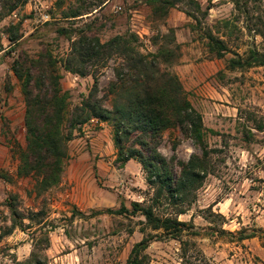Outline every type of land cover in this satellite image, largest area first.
<instances>
[{"label":"rangeland","instance_id":"1","mask_svg":"<svg viewBox=\"0 0 264 264\" xmlns=\"http://www.w3.org/2000/svg\"><path fill=\"white\" fill-rule=\"evenodd\" d=\"M14 2L0 0V264H29L27 260L33 252L31 264L36 257L45 264H125L134 244L145 236L150 238L146 250L150 264H182L180 240L151 229L145 216L133 211L134 202L144 207L154 205L160 216L188 218L177 214L180 209L186 211L184 215L193 213L200 222L194 224L200 235L192 239L202 250L203 244L211 243L212 234L216 233L230 243L226 257L236 254L238 264H264V253L248 250L238 239L244 227L233 236L220 231L226 218L214 214L219 212L209 205L211 199L202 196L201 188H192V194L183 203L173 204L166 197L156 202L155 186L148 184L141 163L133 159L125 166L113 158L118 151L112 120L92 118L95 121L91 119L78 126L68 142V158L60 183L39 190L36 178L18 173L21 152L27 146L26 100L23 81L15 72L31 71L35 78L46 77L47 83L53 72L59 77L61 88L70 92L69 111L89 94L96 74L98 96L112 109L115 93L111 83L117 79L115 69L122 59L114 56L88 61L89 74L84 76L67 71L63 61L71 52L73 41L95 36L105 42L117 34L135 33L144 53L155 52L159 46L173 49L174 56L166 67L176 72L175 67L184 58L198 62L215 58L216 52L208 48L207 35L212 31L228 45L224 56L227 64L229 58L236 53L245 55L249 48L264 53V37L258 33L264 32V0L250 1L249 16L236 9L231 0H175L176 6L168 10L167 3L155 6L151 0H21L10 11ZM44 12L50 14L47 21L42 18ZM226 20L230 23L225 24ZM11 35L17 39L10 40ZM173 36L175 39L171 40ZM261 67L241 69L242 74L236 78L244 84L254 79L246 73L264 71ZM229 75L224 69L217 73L223 81L231 79ZM48 87L52 89L50 84ZM240 116L234 134L225 132L219 137L206 133L207 172L226 176L221 182L225 190L218 193V198L229 192L235 179L247 178V186L238 193L245 198L246 207L251 208V212H244L252 218L246 233L254 231L262 244L264 232L260 229L264 231V227L253 219L259 214L264 216V109L258 104L244 105ZM259 125L261 130L256 128ZM67 126L66 122L64 127ZM246 135L248 142H244ZM136 137L132 134L126 147H136L147 155ZM158 149L167 158L175 156L184 161L192 154L203 153L179 128L163 132ZM99 163L110 169V178L101 174ZM175 171L178 176L177 164ZM204 236L208 239L201 240ZM206 256L212 263L210 256Z\"/></svg>","mask_w":264,"mask_h":264},{"label":"trees","instance_id":"2","mask_svg":"<svg viewBox=\"0 0 264 264\" xmlns=\"http://www.w3.org/2000/svg\"><path fill=\"white\" fill-rule=\"evenodd\" d=\"M231 1L236 9L249 16L251 0ZM17 2L21 0L12 3L10 11L17 7ZM193 2L200 8L197 1ZM151 3H155V6L158 3H167L166 10L176 6L175 0H151ZM229 23V20L225 21V24ZM258 33L264 37L263 31ZM207 38L209 51L216 52L215 57H224L228 50L225 40L216 37L212 31ZM16 39L11 35L10 40ZM174 39L175 36L171 38ZM114 56L120 57L122 63L116 67L117 79L111 83V91L115 93L112 109L106 107L98 96L99 79L96 74L93 75L94 83L89 94L69 111L70 92L61 88L57 75L51 72L47 83L46 77L35 78L31 71L23 74L15 69L23 81L26 100L27 146L21 152L18 173L36 178L39 190L59 184L68 158V142L78 126L92 118L112 120L115 127L114 144L118 151L116 160L122 165L130 159L141 163L147 172L148 184L155 186L156 202L166 197L173 204L183 203L192 194V188L198 190L204 183L208 174L209 156L206 133L216 132L204 126L202 114L190 101L179 75L166 67L174 56L171 48L159 46L155 52L144 53L135 33L117 34L105 42L95 36L84 37L72 42L71 52L64 59L63 66L67 71L84 76L89 74L86 67L88 61L100 57L104 61ZM254 66H264V53L257 48H249L245 55L236 53L229 58L226 68L235 70ZM49 84L52 88L50 90ZM66 122L68 126L64 127ZM170 128H179L184 135L192 138L202 149V155L192 154L187 161L163 155L158 146L163 132ZM256 128L261 130L262 125ZM132 134L137 135V142L147 155L136 147H126L125 142L129 141ZM246 137L247 135L245 139ZM176 164L180 167L178 176L175 171ZM9 205L13 208L12 202ZM133 209L145 216L151 229L162 230L163 233L180 240L182 264H212L198 243L192 239L193 236L200 235L194 223L181 220L178 216H160L155 212L154 205L144 207L139 202H134ZM184 213V209L177 212L178 215ZM214 214L225 219L220 213ZM220 231L232 236L235 234L223 228ZM260 231L264 232L262 229ZM240 232L239 240L258 236L254 231L246 233V228H242ZM149 244L148 236L136 242L125 264H150L146 252ZM262 245L264 246V241ZM31 257L27 260L29 264L35 257L34 252ZM34 264L45 262L36 257Z\"/></svg>","mask_w":264,"mask_h":264},{"label":"crops","instance_id":"3","mask_svg":"<svg viewBox=\"0 0 264 264\" xmlns=\"http://www.w3.org/2000/svg\"><path fill=\"white\" fill-rule=\"evenodd\" d=\"M180 38L178 37V40L183 41ZM187 50L194 51L191 48ZM225 61L224 57H215L211 60L204 59L199 62L184 58L183 62L175 67L176 73L179 75L184 88L189 94L190 101L202 114L204 126L207 129L214 130L216 132L215 135L219 137L225 132L232 134L236 132L235 125L241 119L240 110L244 105L258 104L264 109V71H250L246 73L253 75L254 79L246 80L244 84H240L241 80H238L236 77L242 74V70L239 68L235 70L227 69ZM261 68V66H254L248 69L260 70ZM223 69L230 74L231 79L223 81L217 77V73ZM241 90H244V93H241ZM244 142L248 141L244 140ZM236 154L235 158L239 153L237 152ZM113 158H116V156L114 155ZM132 161L133 159L127 161L125 166ZM99 166L101 174L104 177L110 178L113 175L110 173V169L108 171V168L102 163H99ZM120 169L122 170L124 168L121 167ZM209 177H212V179H208ZM225 177L216 176L209 172L206 176L207 181L200 187L202 196L206 200L211 199L209 200V205L212 206L213 210L225 216L226 220L222 225L224 229L235 232L242 227L248 228L252 218L246 217L244 212L245 209L251 212V208L246 207L245 198L238 194L247 186L245 181L247 178H241V180L235 179V181L231 182L229 192L227 194H221V198H218V193L225 190L221 184ZM80 181L81 178L79 179ZM110 184L112 183L110 182ZM248 186V189H250L251 185ZM184 214L180 215L189 217H180L179 219L184 221L192 220L194 224L199 222L197 221V216H194L193 213L189 215ZM198 217L202 218L200 215ZM253 221H256L260 227H264V216L262 214L255 216ZM212 238L211 243L203 244V250L206 255L210 256L212 263L238 264V260L235 259L236 254L230 258L226 257L227 248L230 243L218 238L216 233L212 234ZM207 239L204 236L201 240ZM241 242L250 251L257 254L264 253V246L261 244L258 236L246 238L241 240ZM233 243L235 244V242Z\"/></svg>","mask_w":264,"mask_h":264},{"label":"built area","instance_id":"4","mask_svg":"<svg viewBox=\"0 0 264 264\" xmlns=\"http://www.w3.org/2000/svg\"><path fill=\"white\" fill-rule=\"evenodd\" d=\"M13 15L16 16V12H15V11L13 12ZM41 15H42V18H43L45 21H47V20L50 19V14H49L48 12H44V13H42ZM92 121H95V119H92Z\"/></svg>","mask_w":264,"mask_h":264}]
</instances>
